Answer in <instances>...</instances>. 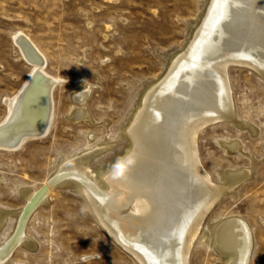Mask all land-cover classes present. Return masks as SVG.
<instances>
[{
  "label": "rangeland",
  "instance_id": "rangeland-1",
  "mask_svg": "<svg viewBox=\"0 0 264 264\" xmlns=\"http://www.w3.org/2000/svg\"><path fill=\"white\" fill-rule=\"evenodd\" d=\"M209 2L0 0V124L9 115L6 100L20 94L33 71L16 34L24 35L44 56L46 73L56 81L49 133L18 149L0 147V211L20 212L27 206L24 191L44 194L63 163L116 140L148 88L167 73L173 56L185 49ZM229 76L236 118L255 126L257 132L229 122L207 126L198 138L200 160L223 184L224 172L252 165L248 157L228 153L219 142L236 139L257 164L252 179L228 193L208 214L190 264H224L213 234L216 222L226 217H240L250 225L255 240L251 264H264V81L246 67L231 68ZM84 93L89 97L79 107L77 95ZM80 109L86 110L90 121L75 118ZM117 143L90 163L100 178L129 147L126 139ZM45 201L24 227L36 250L18 246L4 264H136L101 230L81 189L56 186ZM14 225L9 221L1 231L0 248L14 235Z\"/></svg>",
  "mask_w": 264,
  "mask_h": 264
},
{
  "label": "bare ground",
  "instance_id": "bare-ground-1",
  "mask_svg": "<svg viewBox=\"0 0 264 264\" xmlns=\"http://www.w3.org/2000/svg\"><path fill=\"white\" fill-rule=\"evenodd\" d=\"M15 40L33 71L20 94L6 100L9 115L0 124V147L9 150L49 133L56 85L38 49L22 34H16ZM234 67H246L264 81V0H210L189 43L145 92L124 132L63 163L44 194L24 191L27 206L20 212L0 211V233L9 221L15 223L14 235L0 248V264L18 246L36 250L24 227L56 186L81 189L101 230L136 264H190L208 214L228 193L252 179L257 164L241 141L220 140L228 153H241L252 165L224 172L219 184L199 156L198 138L207 126L229 122L254 135L257 132L255 126L236 118L229 76ZM80 94L77 104L82 107L89 95ZM75 113L76 119L90 121L85 109ZM122 139L129 147L120 160L130 157L133 166L121 165V179L109 178L113 169L100 178L90 163ZM254 241L252 228L240 217L220 218L215 224L213 244L224 264H251Z\"/></svg>",
  "mask_w": 264,
  "mask_h": 264
},
{
  "label": "clouds",
  "instance_id": "clouds-1",
  "mask_svg": "<svg viewBox=\"0 0 264 264\" xmlns=\"http://www.w3.org/2000/svg\"><path fill=\"white\" fill-rule=\"evenodd\" d=\"M64 83L66 84L67 81L64 80ZM122 164L125 165L128 169H130L134 164V160L130 157H126L123 160H118L117 163L113 166L112 172L110 173L109 178L111 180H117L123 178V174L120 171Z\"/></svg>",
  "mask_w": 264,
  "mask_h": 264
},
{
  "label": "snow or ice",
  "instance_id": "snow-or-ice-1",
  "mask_svg": "<svg viewBox=\"0 0 264 264\" xmlns=\"http://www.w3.org/2000/svg\"><path fill=\"white\" fill-rule=\"evenodd\" d=\"M221 15H223V12L221 13Z\"/></svg>",
  "mask_w": 264,
  "mask_h": 264
}]
</instances>
